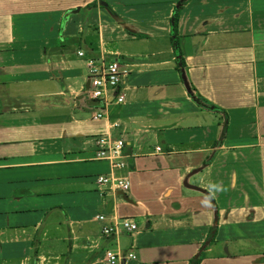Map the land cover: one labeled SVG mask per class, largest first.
I'll list each match as a JSON object with an SVG mask.
<instances>
[{
    "label": "crops",
    "instance_id": "0c3cea01",
    "mask_svg": "<svg viewBox=\"0 0 264 264\" xmlns=\"http://www.w3.org/2000/svg\"><path fill=\"white\" fill-rule=\"evenodd\" d=\"M181 1L0 0V264H264V0ZM78 50L128 68L123 102L77 103Z\"/></svg>",
    "mask_w": 264,
    "mask_h": 264
},
{
    "label": "built area",
    "instance_id": "2783aa9c",
    "mask_svg": "<svg viewBox=\"0 0 264 264\" xmlns=\"http://www.w3.org/2000/svg\"><path fill=\"white\" fill-rule=\"evenodd\" d=\"M77 53L83 57L87 69L89 86L85 93L90 98H96L102 104L110 100L123 102L125 94L123 91V80L128 73L126 68L117 58H106L104 54L98 56L86 55L84 50H78ZM102 116V111H97L93 117ZM124 140L121 137H112L109 134H103L96 138V150L94 158L108 159L113 168L125 166V154L123 151ZM160 149V146L156 147ZM99 188L101 190L109 189L111 191L124 190L129 188L130 182L127 176L118 175L114 172L99 173L96 176ZM103 219L107 217L104 214L97 215ZM138 227L137 222L131 217H113L109 224H105L102 231L105 234L118 233L121 230L132 232ZM134 257L132 252L123 253L110 249L105 250V259L111 263L116 261H125Z\"/></svg>",
    "mask_w": 264,
    "mask_h": 264
},
{
    "label": "water",
    "instance_id": "95a60500",
    "mask_svg": "<svg viewBox=\"0 0 264 264\" xmlns=\"http://www.w3.org/2000/svg\"><path fill=\"white\" fill-rule=\"evenodd\" d=\"M181 75H182V78H183V81H184V84H185L187 90L191 93L192 92V89H191L190 84H189V82L187 80V77H186V74L184 72V69H181ZM88 86H89V80L87 79L85 81V85H84V88H83L82 92L79 93L77 95V97H76L77 103H79V101H85V103H87L88 105H94V104H97L98 103V99H96V98H90V97H88L86 95L85 91H86V89H87ZM190 185H192V184H190ZM193 186H196V185H193ZM118 193H120L123 198H125L127 200H130V198L128 197V195H127V193L125 191L119 189L118 190Z\"/></svg>",
    "mask_w": 264,
    "mask_h": 264
},
{
    "label": "trees",
    "instance_id": "16d2710c",
    "mask_svg": "<svg viewBox=\"0 0 264 264\" xmlns=\"http://www.w3.org/2000/svg\"><path fill=\"white\" fill-rule=\"evenodd\" d=\"M183 2L184 1L182 0L181 3H183ZM176 26H177V18H175V20H174V24H173L174 30H176ZM174 47H175V51L178 52V53H180L179 47L177 46L176 43H174ZM179 61H180V66H184V60H183V58L181 56H180ZM191 94H192L193 98L198 103H200L202 105L204 104V99L199 94H197V93H195L193 91L191 92Z\"/></svg>",
    "mask_w": 264,
    "mask_h": 264
},
{
    "label": "rangeland",
    "instance_id": "374dc122",
    "mask_svg": "<svg viewBox=\"0 0 264 264\" xmlns=\"http://www.w3.org/2000/svg\"><path fill=\"white\" fill-rule=\"evenodd\" d=\"M194 177L193 176H190V179L189 180H192L193 181Z\"/></svg>",
    "mask_w": 264,
    "mask_h": 264
}]
</instances>
